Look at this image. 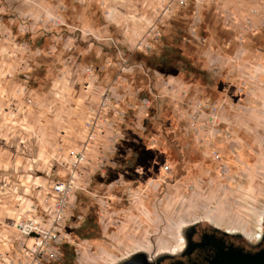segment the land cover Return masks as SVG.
I'll list each match as a JSON object with an SVG mask.
<instances>
[{
    "label": "rangeland",
    "instance_id": "1",
    "mask_svg": "<svg viewBox=\"0 0 264 264\" xmlns=\"http://www.w3.org/2000/svg\"><path fill=\"white\" fill-rule=\"evenodd\" d=\"M258 1L0 0V264L27 262L17 224L43 215L49 189L69 176L68 150L83 144L87 102L98 100L84 88L89 66L98 85L122 96L111 114L117 140L94 142L64 241L40 264H114L143 248L176 249L179 229L203 218L259 235L264 16L250 11ZM146 34L150 49L137 45ZM158 75L185 101L221 107L220 135L199 140L189 105Z\"/></svg>",
    "mask_w": 264,
    "mask_h": 264
},
{
    "label": "built area",
    "instance_id": "2",
    "mask_svg": "<svg viewBox=\"0 0 264 264\" xmlns=\"http://www.w3.org/2000/svg\"><path fill=\"white\" fill-rule=\"evenodd\" d=\"M250 11L255 17L264 16V0H259L258 4L254 5ZM152 27L155 29L156 25L152 23ZM148 35L150 34L142 36L138 40L137 45L150 49L152 47V39ZM129 69L127 60H125L120 68V74L127 73ZM84 74L86 75L85 91L98 92L97 102H87L86 105L85 140L80 147H73L68 150L67 165L69 176L64 181L55 182L49 189L51 204L44 207V214L41 215L36 211V215L25 217L17 224L20 235L23 238L20 247L25 257L28 258L27 262H20L19 264H40L49 255V251L64 241L62 227L68 219V211L77 192L86 187L82 182V177L86 178L88 159L94 142L101 138H107L111 142L117 140L115 123L111 120V114L116 112L122 96L119 95L112 85H98L96 72L93 67H87ZM157 77L160 85L165 90L169 93L170 91L178 93L179 101L189 105L187 119L190 128L199 140L205 141V136L208 135L214 140L216 136L220 135L221 120L219 117L221 107L201 100H190L187 102L184 100L188 96L187 92L183 89L180 90L176 82L160 75ZM149 87L152 89L151 85ZM142 102L146 105L150 103L147 97L143 98ZM33 210H37V206Z\"/></svg>",
    "mask_w": 264,
    "mask_h": 264
},
{
    "label": "flooded vegetation",
    "instance_id": "3",
    "mask_svg": "<svg viewBox=\"0 0 264 264\" xmlns=\"http://www.w3.org/2000/svg\"><path fill=\"white\" fill-rule=\"evenodd\" d=\"M258 236L225 229L203 218L179 229L176 249L143 248L139 254L124 257L114 264H210L219 249L237 248L254 252L264 246V218Z\"/></svg>",
    "mask_w": 264,
    "mask_h": 264
},
{
    "label": "water",
    "instance_id": "4",
    "mask_svg": "<svg viewBox=\"0 0 264 264\" xmlns=\"http://www.w3.org/2000/svg\"><path fill=\"white\" fill-rule=\"evenodd\" d=\"M141 250L134 251L127 257L136 256ZM210 264H264V246L254 252H246L237 248H221Z\"/></svg>",
    "mask_w": 264,
    "mask_h": 264
},
{
    "label": "crops",
    "instance_id": "5",
    "mask_svg": "<svg viewBox=\"0 0 264 264\" xmlns=\"http://www.w3.org/2000/svg\"><path fill=\"white\" fill-rule=\"evenodd\" d=\"M97 98H98V97L95 95V96L93 97V100H94V101H96V100H97ZM82 111H83V113H84V109H81V112H82ZM78 113H80V110H79V112H78ZM92 154H94V153H92Z\"/></svg>",
    "mask_w": 264,
    "mask_h": 264
}]
</instances>
